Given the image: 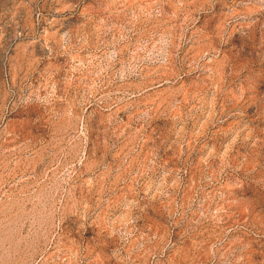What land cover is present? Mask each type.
<instances>
[{
	"label": "rangeland",
	"instance_id": "1",
	"mask_svg": "<svg viewBox=\"0 0 264 264\" xmlns=\"http://www.w3.org/2000/svg\"><path fill=\"white\" fill-rule=\"evenodd\" d=\"M0 264H264V0H0Z\"/></svg>",
	"mask_w": 264,
	"mask_h": 264
}]
</instances>
